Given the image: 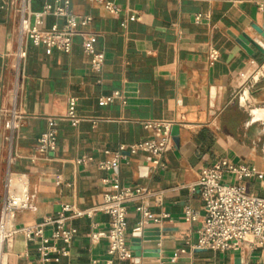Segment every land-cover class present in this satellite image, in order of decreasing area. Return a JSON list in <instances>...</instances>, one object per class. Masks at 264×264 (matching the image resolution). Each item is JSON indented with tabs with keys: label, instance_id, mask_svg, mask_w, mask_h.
Segmentation results:
<instances>
[{
	"label": "crops",
	"instance_id": "0c3cea01",
	"mask_svg": "<svg viewBox=\"0 0 264 264\" xmlns=\"http://www.w3.org/2000/svg\"><path fill=\"white\" fill-rule=\"evenodd\" d=\"M109 1L122 9L120 15L91 0H71L77 16L92 19L78 28L71 51L30 45L24 77L18 78L11 64L18 48L19 0H0V213L9 186H18L19 179L27 185L29 208L16 213L18 228L56 216L63 205L86 209L101 203L110 190L103 182L110 173L99 170L97 162L122 145L148 139L142 121L168 120L179 126V144L164 156L165 170L153 169L142 153L128 155L118 168L121 186L146 189L128 205V245L138 232L159 229L160 239L145 241L143 247L159 250L160 256L115 257L112 264H264V247L244 254L196 248L204 204L190 191L202 168L226 158L257 174L241 180L226 174L224 180L242 183L250 194L264 198V56L249 55L240 42L242 34L261 40L253 29L264 24L261 0ZM48 2L31 0L30 8L41 10ZM133 13L141 20H130ZM63 24L64 19L47 16L42 27ZM86 41L104 53L101 71L92 68ZM211 49L220 55L214 65L208 58ZM117 91L125 103H100ZM69 98L77 99L83 118L76 127L65 118ZM15 102L28 118L10 142L5 121ZM52 119L57 120L56 149L40 154L38 139L53 128ZM83 156L94 161L77 165ZM140 206L161 221L140 227ZM187 210L198 220H184ZM72 225L78 233L70 255L53 264H108L107 240L92 241L90 234L108 230L110 218L98 214ZM36 249L37 242L18 233L5 248L3 264H41Z\"/></svg>",
	"mask_w": 264,
	"mask_h": 264
},
{
	"label": "built area",
	"instance_id": "2783aa9c",
	"mask_svg": "<svg viewBox=\"0 0 264 264\" xmlns=\"http://www.w3.org/2000/svg\"><path fill=\"white\" fill-rule=\"evenodd\" d=\"M91 1L100 4L111 15L118 16L122 12V9L112 1ZM30 5L31 0H19L17 10L19 22L16 29L18 48L11 64L18 78L24 77L30 45L69 53L78 28L87 26L92 20L90 17L77 16L71 8V0H50L38 11H33ZM259 9L264 11V0L260 1ZM47 16L62 18L64 24L44 28L42 22ZM129 19L141 20L134 13ZM122 26H126L125 21L122 22ZM83 47L85 53L91 56L92 68L101 71L105 62L104 53L97 52L90 41L84 42ZM219 57V52L215 49L208 53L211 65H214ZM116 99L126 102L118 91L110 96L101 97L99 101L103 105H109ZM76 108L77 99L69 98L65 118L73 127L83 120L77 114ZM27 118L22 105L15 102L8 111L5 121V127L11 134L10 142ZM51 124L53 128L38 139L37 151L40 154L45 155L56 149L57 135L54 127L57 120L52 119ZM142 125L150 133L148 139L130 146L122 145L110 158L97 162L99 170L110 173V176L103 180L105 185H109L110 190L104 193L102 202L97 205L86 209H80L76 205H63L56 216L47 217L38 225L18 228L14 225L16 213L29 208L27 185L23 179H19L18 186L13 188L9 186L0 213V264L4 262L5 248L12 244L18 233H22L29 242H37L36 252L41 264L59 263L62 258L70 255L71 246L78 233L72 221L82 217L93 218L98 214L110 218V227L106 231L93 230L90 238L95 242L107 240L110 256L108 264H112L115 257L121 261L134 260V252L127 242L128 205L144 195L146 189L121 186L118 168L129 156L142 153L148 156L153 169L165 170L164 156L176 145L174 128L179 131V126L168 120L149 119L142 121ZM93 161V157L83 156L78 158L76 163L87 167ZM9 162L13 164V158H10ZM226 174L236 175L237 179L241 180L244 176H254L257 172L254 168L244 165L235 167L226 158L220 159L211 167L201 169L197 182L190 189L191 193L198 195L204 204L203 224L198 233L196 248L219 252L236 251L241 254L250 248H263L264 198L250 194L242 183L226 182L224 180ZM137 211L143 216L140 227L149 221L156 224L161 221L162 217L152 215L143 206L137 207ZM198 218V214L191 210L184 213V220L188 222L197 221ZM47 230H51L50 235L45 234Z\"/></svg>",
	"mask_w": 264,
	"mask_h": 264
},
{
	"label": "water",
	"instance_id": "95a60500",
	"mask_svg": "<svg viewBox=\"0 0 264 264\" xmlns=\"http://www.w3.org/2000/svg\"><path fill=\"white\" fill-rule=\"evenodd\" d=\"M254 31L258 34L260 39H252L247 34H242L240 37V42L242 46L247 50L249 55H254L255 52L260 53L264 56V24L261 27L254 25ZM174 135L176 145L179 144L178 129L174 128ZM161 236V231L155 228L145 229L143 232H138L136 237L131 240L132 246L131 250L134 252L137 258H148V257H159V250L157 249H147L143 247V242L159 240Z\"/></svg>",
	"mask_w": 264,
	"mask_h": 264
}]
</instances>
